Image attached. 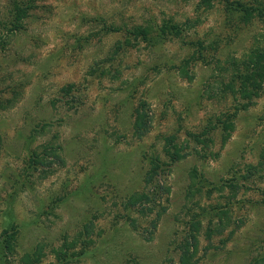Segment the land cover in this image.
I'll return each mask as SVG.
<instances>
[{"label":"rangeland","instance_id":"1","mask_svg":"<svg viewBox=\"0 0 264 264\" xmlns=\"http://www.w3.org/2000/svg\"><path fill=\"white\" fill-rule=\"evenodd\" d=\"M27 1L0 0V264H181L189 240L188 264L264 257V91L236 110L225 89L228 62L264 48L238 3L264 0H33L12 30ZM187 19L180 36L131 34ZM51 148L63 163L44 176L34 157ZM134 194L143 208L125 207Z\"/></svg>","mask_w":264,"mask_h":264},{"label":"trees","instance_id":"2","mask_svg":"<svg viewBox=\"0 0 264 264\" xmlns=\"http://www.w3.org/2000/svg\"><path fill=\"white\" fill-rule=\"evenodd\" d=\"M205 1L209 0H204ZM238 7L245 13L246 21H250L251 17L257 14V16L261 19L263 25H264V4L260 2L259 4H253L250 6L243 5L238 3ZM34 8L33 0H28L25 5H21L18 2H15L14 5V17L12 22V30H20L24 27V22L26 18L29 16L30 11ZM191 20H186L183 24L175 23V22H166L162 26L158 27L157 30H153L150 26H134L131 34L134 36L135 39H142L143 41H152L154 36V32L158 34V36H164L168 34H172L175 36H180L183 31L186 30V27L190 26ZM183 28H185L183 30ZM191 28V27H190ZM264 30V28H263ZM263 33V32H262ZM262 39H264V34L260 35ZM3 38L0 37V46L2 45ZM229 69L231 72V78L229 84L226 86L225 89H228L231 93L241 94V99L243 100L240 102L236 108L237 109H246L254 104V101L256 98L260 97L261 94L264 91V48L258 47V49L250 55L249 58H246L245 60H237L234 59L230 62ZM239 66L243 67V69H240ZM228 69V70H229ZM221 70L227 71L226 68H222ZM229 72V71H228ZM238 86V87H237ZM1 101V100H0ZM9 102V101H8ZM3 102H0V109H2ZM230 118V114L223 120L222 122L223 128L225 131H227L230 127H232V124L228 122V119ZM146 114L143 110L138 109L136 111V117H135V123H134V130L135 134L142 137L144 136L145 132L148 129V126L146 125ZM210 122V127H205L204 130L195 135V139L198 143H202L201 140L202 137L206 136L210 132V128H212ZM167 156L169 155V158L172 162L182 160L186 158L187 154L183 153V146L179 147L177 144H174L172 142V137L167 139ZM169 148V149H168ZM59 149L51 148L50 150H46L45 154H38L36 153L34 159L35 165L37 168L39 166H43L42 173H44V176L47 175V171L51 169V167L56 163H63L62 156L58 153ZM47 155L51 156V159ZM162 161L160 158H155L151 162V168L148 171L145 181L147 183H150L153 178L158 175V170L161 168ZM163 166V165H162ZM149 196L147 194H134L129 199L128 202L125 204V207L129 209L131 208H137L138 206L144 207L143 200H148ZM224 212L221 210L220 213ZM9 231L6 230L5 234ZM14 234L5 235L3 237L2 241V248L3 251H13V238ZM192 248H196L195 242L192 240H189L185 247H183L182 255L180 259L181 264H188L190 260L194 257V254L192 253ZM38 254V250L35 252V256ZM255 264H264V257L258 259Z\"/></svg>","mask_w":264,"mask_h":264}]
</instances>
